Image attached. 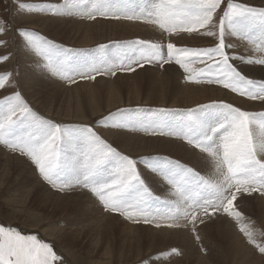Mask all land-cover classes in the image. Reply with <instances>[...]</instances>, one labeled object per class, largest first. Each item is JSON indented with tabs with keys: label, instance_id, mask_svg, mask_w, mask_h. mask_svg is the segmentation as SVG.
I'll return each instance as SVG.
<instances>
[{
	"label": "snow or ice",
	"instance_id": "obj_1",
	"mask_svg": "<svg viewBox=\"0 0 264 264\" xmlns=\"http://www.w3.org/2000/svg\"><path fill=\"white\" fill-rule=\"evenodd\" d=\"M16 3L27 12L145 20L169 35L197 33L214 41L210 47H177L172 42L140 39L114 42V53L100 45L94 58L73 62L35 30L16 29L23 48L40 58L43 69L71 83L77 77L94 80L97 75L132 72L144 64L163 67L175 62L188 80L218 84L242 97L264 101V79L249 78L235 63L264 68V6L245 0H157L148 9L137 0ZM7 31V24H0V36ZM230 38L246 42L252 54H237V45L227 42ZM0 46L7 47V41L0 39ZM9 59L8 54L2 55L0 63ZM197 62L203 66L194 67ZM14 79V71L0 73V89L13 86ZM171 111L156 109L147 119H116L115 114L110 118L116 119L117 128L182 138L206 154L211 167L208 175L167 156L137 159L122 154L90 126L71 128L39 116L18 90L0 99V144L29 158L52 188L87 190L105 211L136 223L156 222L160 227L163 222L195 233L206 218L226 214L247 242L264 254V240L257 238L236 204L243 194L264 195V112L212 102L186 109L180 119L167 122L163 116ZM142 168L168 186L166 197L153 192ZM177 251L161 253L157 259ZM0 264H63V260L37 234L0 224Z\"/></svg>",
	"mask_w": 264,
	"mask_h": 264
},
{
	"label": "rangeland",
	"instance_id": "obj_2",
	"mask_svg": "<svg viewBox=\"0 0 264 264\" xmlns=\"http://www.w3.org/2000/svg\"><path fill=\"white\" fill-rule=\"evenodd\" d=\"M22 2H28V3H61V2H63V0H22ZM137 2L142 4L146 9H148L151 7L152 3L157 2V0H137ZM245 2H247L251 5H254V6H264V4H259L257 2H253L251 0H245ZM26 13H28V14L33 13L32 15H46L48 17L49 16L50 17H53V16L71 17V18H76V19H80V20H84V21H91V22L100 21V22L107 23V25H110L113 27L117 26V23H120V22L123 23L124 22V24H126V22L129 23L130 21L132 22V23H130V25H134L133 23H135V22H140L141 26H142V24H144L146 26L149 25L150 27H153L154 29H155L156 25L149 23L145 20H135V19L134 20H128V19L117 20V19L97 16L96 19L92 20V19H88L86 16H81V15H77V14H72V15H67V16L66 15H56V14L45 13V12H35V14H34V12H27V11L20 10L18 8L16 0H0V24L6 23L7 27H8L7 33L3 36H0V39H4L7 41V47L0 46V56L5 55V54H8L10 56V59L8 61L0 63V73L7 72V71H14V73H15V79L13 80L14 82L12 81L13 86H7L5 89H0V99L8 96L13 91L18 90L21 92L22 96L27 101V103L30 105V107L33 109V111L36 112L39 116H41L47 120H51V121H54L56 123H59L63 126L71 127V128H79L81 126H90L98 134H100L103 139H105L108 143H110L113 147H115L122 154L129 155L132 158H137V159L143 158V157H156V156L165 155V156L170 157L172 159L179 160L180 162H182L184 164H187L185 161L173 156L172 154L169 155V153H167V152L165 153V151H162L163 152L162 153L158 150H149L148 152H146V154H144V152H142V153H129L128 151L119 148V146L115 142L112 141L113 139H110L109 137H107V135H105V133L107 132L106 130H108V132L117 130V131L135 133L137 135H144V136H146V138L151 137V136L160 137V138H168V139L177 140V141H179L178 143H180V144L183 143V144L190 145L185 140H183L182 138L176 137V136L160 135V134L154 135L151 132H145V131L139 130V129L132 130V129H123V128L114 127V124L116 123V119H120L122 117L139 116L141 118L147 119V118L151 117L152 113L156 109H171L173 111L165 114L163 116V119L167 122H174V121L180 119L184 110L195 109L199 105H205V104H209L212 102L230 103L236 107H240L243 110H246L245 108L241 107L242 105L240 102H236L232 99L235 97H236L235 99H237V100L240 98L242 100H245V102H247V101L252 102L254 104V106H260L261 107V110H257V111L249 109L250 112H256V113L264 112V101L251 100L248 97H242L239 94L232 92L230 89H225L223 86L218 85V84H210V83H207L206 81H203V80H188L187 79L188 74L185 73L179 65L175 64V62H172L170 64H165L163 67L158 66L156 64H144L143 67H136L135 71H132V72H117L115 75H111V74L97 75L94 80H92V79H80L77 77L75 79L74 83H71L68 80L62 79L59 76L54 75V74L50 73L49 71L43 69L42 67L41 68H42L43 72L48 74L50 77L57 79L61 82H64L65 83L64 85L66 87H73L75 85L84 84V83H89V84L94 83L95 84L97 82L96 80H98L100 77H109V79L111 78L110 81H112L113 83H116V85H119V82L120 83L122 82V79H121L122 77L129 76V78H123V79L124 80L127 79L126 82H128V83L129 82L133 83V82H136L138 79H140L139 75L143 71H147L150 69H152V71H153V69H154L155 71H158L160 75H166L167 74V76H168L171 73V72H169L170 70L175 71V69H173V67H175L179 71V73H181V75H182L181 76L182 77L181 82L195 85V86L199 87V89L206 90L210 94L214 93V96L211 97L209 95L207 97V100L204 99L200 103L189 104L186 106H178V105L172 104V101H170V100H172L171 99L172 97H170L171 95L168 93V94H166L167 95L166 96V102H165L166 105L165 104L163 105L162 103H156V102H148L147 103L146 101H144V99H145V97H147V93L149 92V89L148 88L146 89V86H144V84H143L141 93L139 94L140 100H138V103H137V101L135 102V100L134 101L128 100L129 98H133L134 96L131 95L130 93H128V91L126 89H124L123 92L121 93V99L123 98L122 99L123 102L121 104H119L118 106H115V108L113 107V108L107 109L105 107L101 113L96 114L98 116L91 115L90 112L87 111V112H89V117L87 120H81L82 122L80 121V119H76V120L72 119L71 120V119H68V118H65L62 116L50 115L48 113H45V112H43L41 107H39L38 104L34 101V99L29 97V94H28V96H26L27 94H26V92L22 86V83L20 80V71H21V67H20V63H19L20 62V53L18 52L20 49V45L22 44V40H21V37L17 34L16 29L27 28L30 30H35L38 34L45 37L47 40L51 41L56 46L57 49H59L62 53L67 55L73 62H83L85 60L94 58L98 54L97 49L100 45H107L108 46L107 51L111 54V53H114L116 51L115 46H114V42H126V41H132V40H136V39H140V40H146V39L142 38L140 36L139 37H137V36L133 37L132 35L128 34L129 36L126 35L125 37H118V36L113 37L112 36V37H108V39H105V40L100 39L101 42H99L98 40H95L91 44L85 45V46L77 44V43L71 44V41L69 43H68V41L74 40L73 38L75 36L70 35L68 30H66L67 33H66V31L65 32L60 31L61 33H59L58 31L56 32V31L49 29V31H48L49 33H47L46 31L42 30V28L40 26H37L35 24L37 22V20H41V19L37 18L35 20H26L25 17L22 16V14L24 15ZM157 31L166 35L167 37H165L163 39H159V40H157V39H152V40L147 39V40H150L153 42H161L163 44H167L168 42H172V43H175L177 45V47H210V46H213V43H214L212 38L204 37V36H201L200 34H197V33L181 32L179 34H186L187 36H185L184 38H179V37H176V35H179V34L169 35L167 32H164L160 29H157ZM15 37H17V38H15ZM125 38H127V39H125ZM160 40H162V41H160ZM227 42L233 43V41H231V39H229ZM233 44H235V43H233ZM23 50H25V49L23 48ZM25 51H27V50H25ZM235 52L237 54H240V55L252 54L246 48L239 47L238 45L235 48ZM235 63L240 68V70L242 72H244L245 75L249 76V78L264 79V76H260L258 73L254 74V75L249 74L250 72L247 71V68L252 67V66L240 64L239 61H236ZM193 66L194 67H202L203 65H201L199 62H197ZM256 67H260V66H256ZM130 76H132V78H130ZM119 79H121V80H119ZM221 92H222V96L219 97ZM63 97H66V96L63 95ZM150 98L157 100V99H160L162 97H158L157 93L155 92L154 95ZM131 101L133 104L131 103ZM33 102H35L36 104ZM127 102L129 105L128 104L126 105ZM99 103H101L102 107L105 106L103 100L99 101ZM254 106H252L251 108H253ZM37 107H39V108H37ZM56 107L58 108L59 106L57 105ZM53 108L57 109V108H55V106ZM106 111H108V112H106ZM110 114H115L116 119L110 118ZM105 118H109V119L105 120ZM0 149L3 152L4 151L6 153L8 152L12 158L17 159L18 157H20L17 159V161L22 162V160H23L22 163L23 164L26 163L25 165L28 167V169L31 167V169H29V170L34 171L35 177L42 184L41 186L48 187L47 188L48 190L52 189L55 193L62 194L63 195L62 197L64 198V196H65V199L69 198L71 196H74V194L76 195V194L82 193L81 195H83L84 192H81V191H83L84 189L80 190L79 188H77L75 193L72 190H71V193H69L68 191L67 192H60V191L52 188L49 184H47L45 181L42 180V178L40 177V175L38 173L37 168L34 166V164L30 161L29 158H27L24 155H21L19 152L12 151L8 147L4 146L3 144H0ZM28 164H29V166H28ZM187 165L194 168L197 171H200V169L194 165H190V164H187ZM141 170H142V174L144 175V172L146 170H144L143 168ZM201 174L205 175L204 171L201 170ZM15 182H17V181L15 180L14 177L6 178V179L4 178L3 180H0V224H4L5 226L17 227L18 229H20L26 233L37 234L40 239H43L46 242H49L52 244L54 250L57 252L58 255L61 256V258L63 260V264H143V262L145 260H148L149 264H178L177 261H179V260H180V262H181V260H183L182 264H189V262H186V263L184 262V261H186V259H184L185 249H183V248L179 249V248H177V246L171 247V244L157 245V246H153V248L152 247L150 248L149 242L143 241V242H140V249L139 250L137 249L138 247L136 245L132 248L127 249V247H122L121 239H120L121 236L117 237L115 231H113V233H109V235H107L106 233L100 234V232H98L97 230L96 231H90V230L85 229V230L81 231L82 236L78 237L80 232H76V231H78L80 225H83L82 223H84L86 221L81 222L80 224L79 223L74 224V225L71 224V223H74L73 220H70V219H74V218H72L74 216V214L71 212L70 209H68V210L66 209V210L61 212L59 210H55L53 207H45L46 204H44L40 200L34 199L35 196L27 197V195L25 193H22L21 191H19L20 190L19 188L14 187L16 185ZM18 187H21V186H18ZM79 190H80V192H78ZM85 191L88 195V196H85L86 195L85 194L84 195L85 197H89V195H92L89 191H87V190H85ZM154 193L157 195L160 194V193L158 194L156 192H154ZM85 197H82V199L79 198L77 202H72V203H74V204L84 203L85 202L84 200H87V198H85ZM260 197H264V195H262L260 193H252L251 195L243 194V195L238 197L236 204L238 203L237 204L238 208H241L244 206L242 203H244L245 201L248 200V202H247L248 206L250 205V207H252V209H254V210L248 211L245 209V207H243L245 209V211L243 212V214H245L244 217L246 218V221H249L252 223V227H253L254 231H256L258 234L257 238L260 240H264V236L259 235V233H264V227H263L264 224L262 223L263 218L261 217L260 212L258 210H256ZM248 198L250 199V201ZM89 199H91V198L89 197ZM44 200H45V196H43V201ZM95 200H97V199L95 198ZM102 209H103V207H102ZM107 213H108V211H107ZM108 214L112 215L115 218L116 217L120 218L119 220H116V223H118L119 224L118 227L121 228L120 232L122 234H124L122 232V227H124V226L128 227L129 219L125 218L124 216H122L118 213H110L109 212ZM220 218L221 219H223V218L232 219V218L228 217L226 214L214 215V216H212L211 219L206 218L204 223L213 226V227L208 228V230L206 232V237H204L203 234L198 232V228H200L201 225L197 228V230H196L197 232H195V233L192 230L188 231L191 234V236H194V243L192 245H190V248H191L190 251L191 250L196 251V255H194L197 257L196 259L203 257L206 260L205 263H210V264H248L247 258L244 256V254H246V251L244 248H246L247 252H250L252 254L251 259L254 262H256L258 264L259 263L264 264V254H260L258 252V250L253 245H251L247 242L246 238L239 231L238 226L234 220L232 222L234 227H235L234 230L236 232L234 234H236L235 236H238L241 238L240 243L243 246V251L240 252L239 256H236V259L235 258L231 259V257H228L229 254L227 253V249L224 248V244L222 243L221 240L227 239L229 241V239H228L229 235H227L224 232L225 229H218L217 226L218 227H220V226L218 225V223L217 224L215 223ZM221 219H220V221H222ZM88 221H95V218L91 217V219ZM254 221L257 223L260 221L261 223L259 222L258 225H256L254 223ZM154 223L155 222L150 223V224H145L143 221H140L139 224L138 223H133V224L129 223V225H132V226L134 225V228L139 227L141 225L139 230L140 231L145 230L143 232L146 233V235L148 234L147 229H150V228H152L155 231H158L159 229L161 230V228H164V229H166L165 231H169V232L171 230L175 229L172 227H168L165 223H163L160 227H157L156 223L155 224ZM84 224H86V223H84ZM253 225H255V226H253ZM143 226H145L147 229H145V228L142 229ZM70 228H72V229L69 232L63 233L65 231L69 230ZM180 228L182 229L183 227H180ZM183 229H185V228H183ZM221 230H223L226 238L221 237ZM52 232H55L57 235H58V233L61 234V235H59L61 242H59L58 240L54 239L53 237H50L47 235L48 233H52ZM143 235H145V234H143ZM197 235L200 237L199 240L196 239ZM73 236H75V237H73ZM164 236H165V234H164ZM168 236H169V234L167 235V237ZM207 236H209V237L207 238ZM73 240L77 241V243L79 242V244L77 245L74 242V245H72ZM108 241L110 243H107ZM148 249H149V251H148ZM172 249H177L178 250L177 253L166 255L163 258L157 259V257L161 253H171ZM166 250H168V251H166ZM194 256L192 258H194Z\"/></svg>",
	"mask_w": 264,
	"mask_h": 264
},
{
	"label": "bare ground",
	"instance_id": "obj_3",
	"mask_svg": "<svg viewBox=\"0 0 264 264\" xmlns=\"http://www.w3.org/2000/svg\"><path fill=\"white\" fill-rule=\"evenodd\" d=\"M251 1L257 2L259 4H264V0H251ZM26 14L24 15L22 14V16L25 17L26 20H35L37 18L41 19V20H37L35 24L37 26H40L42 30L46 31L47 33H49L48 32L49 29L56 32L58 31L59 33H61L60 31L65 32L66 30H68L70 35L75 36L73 38L74 40L68 39L69 40L68 43L71 41V44L77 43L85 46L91 44L95 40L101 42L100 39L105 40L108 39V37H112V36L125 37L128 34L132 35L133 37L140 36L142 38H145L146 40L147 39L159 40L167 37L166 35L157 31V29H159L157 26H155V29L153 27H150L149 25L146 26L142 24L141 26L140 22H135L133 23L134 25H130V23H132L131 21L129 23L125 21L126 24H124V22L122 23L119 21L120 23H117V26L113 27L107 25V23L100 21L91 22V21H84L71 17H58V16L48 17L46 15H32L33 13L32 14L26 13ZM185 36L187 35L186 34L176 35V37L179 38H184ZM230 39L231 41H233V43H235L239 47L246 48L247 50L249 49V45L246 42L237 40L235 38H230ZM18 52L20 53V62H19L21 67L20 80L27 94L26 96H28L29 94V97L34 99V101L38 104V106L41 107L43 112L48 113L50 115L62 116L71 120L72 119L75 120L80 119V121L87 120L89 117V112L91 115H96L101 113L105 107L107 109L113 107L115 108V106H118L123 102L122 100L123 98L121 99V93L123 92L124 89H126L128 93L134 96L133 98H129L128 100H133V101L135 100V102L137 101L138 103V100H140L139 94L141 93L143 84L144 86H146V89L147 88L149 89V92L147 93V97H145L144 99V101H146L147 103L156 102V103H162L164 105L166 102V96H167L166 94L168 93L171 95L170 97H172L171 98L172 100H170L172 101V104L178 106H186L189 104L200 103L204 99L207 100V97L209 95L211 97L214 96V93L210 94L206 90L199 89V87L195 85L181 82L182 75L175 67H173L175 71L170 70L169 72L171 73L168 76L167 74L160 75L159 72L155 71L154 69L153 71L152 69L143 71L139 75L140 79H138L136 82L133 83L131 82L128 83L126 82L127 79L126 80L123 79V78H129V76L122 77L121 78L122 82L121 83L119 82V85H116V83L110 81L111 78L109 79V77H100L98 80H96L97 82L95 84L94 83L92 84L90 82L91 84L84 83V84L75 85L73 87H66L64 85L65 84L64 82L54 79L45 72H43L39 63L40 58L28 51L23 50L22 44L20 45V49ZM247 71L250 72L249 74L251 75L258 73L260 76H264V68H262L261 66L248 67ZM130 78H132V76H130ZM155 92L157 93L158 97H162V98L157 100L150 98L154 95ZM63 95L66 97H63ZM220 96H222V92L220 93L219 97ZM235 98L232 99L236 102H240L242 105L241 107L245 108L247 111H249V109L255 111L261 110L260 106H254V104L250 101L245 102V100H242L240 98L237 100ZM101 100L104 101L105 106L103 107L101 106V103H99V101ZM127 104L128 102L126 103V105ZM57 105L59 106L58 108L56 107ZM54 106L57 109H54L53 108ZM252 106L254 107L251 108ZM106 131L107 132L105 133V135H107V137L113 139L112 141L115 142L119 146V148L126 150L129 153L144 152V154H146V152H148L149 150H158L160 152L165 151V153L167 152L169 153V155L172 154L173 156L185 161L187 164L196 166L197 168L200 169L199 172H201L202 170L204 171L205 175H208L211 171L210 164L205 160L206 154H203L198 149H195L193 145H187L183 143L180 144L178 143L179 141L168 138H160L154 136L146 138V136L144 135H137L135 133H129L124 131H117V130L110 132H108V130ZM7 153L5 151L3 152L0 149V180H3L4 178L6 179V178L14 177L15 180L17 181L15 182L16 185L14 187L19 188L20 189L19 191L25 193L27 197L35 196L34 199L40 200L41 202L46 204L45 207H53L55 210H59L61 212L66 209L67 210L70 209L71 212L74 214V216L72 217L74 219H70L73 220L74 223L71 224L73 225L78 223L80 224L81 222L86 221L84 222L86 224L82 223L83 225H80L78 231H76V232H80L78 237L82 236L81 231L85 229L90 231L97 230L98 232H100V234L106 233L107 235L115 231L117 237L121 236L120 239H121L122 247H127V249L132 248L136 245L138 247L137 249L139 250L140 242L143 241L149 242L150 248L151 247L153 248V246H157V245L171 244V247L177 246V248L179 249L181 248L185 249V255H184V259H186V261H184L185 263L189 262V264L192 263L210 264V263H205L206 260L203 257L196 259L197 257L194 256L196 255V251H192V250L190 251L191 249L190 245L194 243V236H191V234L188 232L189 230H191L190 228H185V229L175 228L174 230H171L169 232V231H165L166 229L164 228L155 231L152 228L147 229L145 226H143L142 229L145 228L148 230L147 231L148 234L146 235V233L143 232L145 230L143 231L139 230L141 225L139 227L134 228V225L133 226L129 225V223L133 224L136 222L129 220L128 227L125 226L122 227V232L124 233L122 234L120 232L121 228L118 227L119 224L116 223V220H119L120 218L116 217L117 218L116 219L112 215L108 214L109 212L107 213V211L102 209L100 203L97 200H95V198L92 195H89L91 199H89V197H85L88 196L85 190L81 191L84 192L83 195H81L82 193L76 195L74 194V196L65 199V196L63 198L62 194L55 193L52 189L48 190L47 189L48 187L41 186L42 184L35 177L34 171L29 170L31 169V167L28 169V167L25 165L26 163L24 164L22 163L23 160L22 162L17 161V159L20 157L17 158L15 156L17 158L15 159L12 158L9 155V153L8 154ZM144 176L146 181L149 183L150 187L152 188L153 192H156L158 194L160 193L159 195L162 198L167 196L168 186L164 182H162L161 178L147 171L144 172ZM76 190L77 189H74L72 191L75 193ZM80 190L78 192H80ZM68 192L71 193V191ZM43 196H45L44 201H43ZM82 197L87 198V200H84L85 201L84 203H81L82 205L78 203L76 204L72 203V202H77L78 199L79 198L82 199ZM247 202L248 200L242 203L244 205L243 207H245V209L248 211L251 210L253 211L254 209H252L250 205L248 206ZM243 207L239 208V210L242 213L245 211ZM256 210L260 212V215L263 218V219L261 218L263 220L261 221L264 224V197H260ZM91 217H94L95 221H88L91 219ZM220 219L217 222H215L216 224L218 223V225L220 226V227L217 226V228L225 229L224 232L227 235H229L228 237L229 241L227 239L221 241L224 244V248L227 249V253L229 254L228 257H231V259L233 258L236 259V256H239L240 252L243 251V246L240 243L241 238L235 236L236 234H234L236 232L234 230L235 227L232 223L233 219L223 218L221 219L222 221H220ZM181 223H183V221H181ZM254 223L258 225L257 222L254 221ZM162 224L163 222H161V225ZM199 226L200 228H198ZM210 227L213 226L205 223L197 225L198 232L203 234L204 237H206V232ZM71 229L72 228H70L69 230L63 233L69 232ZM224 232L223 230H221V237H225ZM168 234L169 236L167 237ZM47 235L61 242L59 238V235H61L60 233H58L57 235L55 232H52V233H48ZM208 237L209 236H207V238ZM74 242L77 245L79 244V242L77 243V241L73 240L72 245H74ZM107 243L110 242L108 241ZM244 249L246 251V254H244V256L247 258L248 264H258L251 259L252 254L250 252H247L246 248ZM193 256L194 258H192ZM177 262L178 264H182L183 260H181V262L180 260Z\"/></svg>",
	"mask_w": 264,
	"mask_h": 264
}]
</instances>
